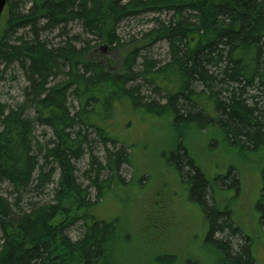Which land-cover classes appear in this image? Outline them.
<instances>
[{
  "label": "trees",
  "instance_id": "obj_1",
  "mask_svg": "<svg viewBox=\"0 0 264 264\" xmlns=\"http://www.w3.org/2000/svg\"><path fill=\"white\" fill-rule=\"evenodd\" d=\"M30 3L21 10L17 0H9L0 36V83L15 63L28 82L15 107L0 100V183L10 188V200L0 193V264H126L130 236L125 231L140 225L152 229L154 240L164 238L165 219H171L170 184L156 175L157 195L144 192L140 218L97 213L115 193L132 187L134 179L122 176L124 166L135 162L133 146L121 132L129 128L122 125L125 115L148 120L174 141L161 151L156 167L163 176L171 172L188 202L200 209L204 248L215 264H259L254 249L257 235L264 236V0ZM147 14L158 16L157 27L126 45L119 25ZM165 14L168 21L160 19ZM73 22L96 44L120 51L118 63L109 62L114 68L94 60L96 44L86 40L78 47L79 34L58 47L43 39V32L56 29L67 35ZM20 30L29 34L13 42ZM161 41L169 43L166 64L142 56ZM40 127L50 132L43 144L35 136ZM217 153L220 168L226 163L219 162L222 156L260 173L256 234L245 233L230 211L241 192V177L231 179L237 166L207 171ZM86 156L88 168L79 177ZM52 185L51 201L31 200L48 197ZM75 228L81 230L77 241L69 236ZM163 252L151 264H177L176 254Z\"/></svg>",
  "mask_w": 264,
  "mask_h": 264
},
{
  "label": "rangeland",
  "instance_id": "obj_2",
  "mask_svg": "<svg viewBox=\"0 0 264 264\" xmlns=\"http://www.w3.org/2000/svg\"><path fill=\"white\" fill-rule=\"evenodd\" d=\"M30 1L31 0H17L18 5H21L20 7L23 6L20 8L21 10L23 8L28 9L31 6ZM157 18V15L147 14L127 19L119 25L117 32L122 41L126 45H129L133 41H140L146 33L157 27ZM160 19L162 21H168L169 17L165 14L160 16ZM66 32L68 36L63 35L61 30L57 29L54 31H45L42 37L43 39L47 38L54 47L64 45L65 41L78 34L81 35L79 40L81 42L76 43L78 47H81L83 45L82 42L86 40H89L92 46L96 44L94 41L95 39L85 33L80 23H70ZM24 33L29 34L28 30H20L19 33L12 38V41L16 42L17 37ZM169 50V43L167 41H161L142 50L141 53L142 56L157 60L160 65H164L170 59ZM93 58L95 61L102 64H109V62H112L115 65L121 58V54L119 50L111 49L107 44H96ZM143 62L144 60L142 57L139 60L140 65ZM114 65H110V68H114ZM1 70H3V67H1ZM27 86L28 82L24 76L23 70L18 63H15L5 74V80L0 83V100L11 107H15L18 103L23 101V90ZM68 102L74 107L77 106L75 99L71 96ZM129 120L130 123H127ZM123 121L122 125L125 126V124H128L126 127L129 128L127 130L128 132H125L124 128L121 129V132L123 136L127 138L128 143L133 146L132 160L134 159L135 162H133L134 166L129 164L124 166L122 176L127 182L134 180L132 187L126 191L122 189L118 193H115L114 197L103 207V212L102 209L97 210L98 215L104 213L107 217L109 216V218L118 215L123 217L122 219H125V216L133 219L136 218L138 214L137 218H140L145 206V204L142 203L145 195L144 192H146V196L155 197L157 195L156 187L158 182L155 179V175L159 179L170 184L167 188V203L171 205V215H169L171 219H165V236L160 242L158 240L156 241L157 238L154 240V237L151 235V228L137 225L135 229L133 228L130 231H125L126 229L124 228L126 227L123 228L121 224V228L122 230L124 229L125 235L128 233L130 236L124 256L126 264H151L156 256L164 253V250H169L172 254H176L179 257L177 264H215V258L204 248L206 222L200 209L194 202H188L186 190H182L183 187L174 180L175 176L171 172L165 173L163 176L160 174V172H162L161 168L156 167L161 151L168 149L170 145H174V141L169 139L166 130L157 131V125L152 126L148 120L141 121L139 118L125 115ZM43 130L44 129L41 127L37 128L35 133L37 140L42 144L50 138V132L46 131L44 134ZM95 150L96 155L102 158L103 150L101 147L97 145ZM197 152L202 154L203 149L197 150ZM219 154L220 153H217L210 161V168H207L209 173L210 171L216 172L217 169L220 168L216 163L217 159H220ZM221 159L222 160H219V162L224 163L225 161V166L227 164L230 166H237L238 170L232 173L233 177L231 179L234 180L236 177H241L242 181V185H240L241 192L237 200L231 206L232 210L230 211L232 215H237V219L240 223L239 225L245 233L256 234L257 230H260L258 227L259 216L255 211V204L262 184L260 173L257 171L258 169H254L253 166L245 167L241 160H232L230 158L226 160L222 156ZM236 159L239 158L236 157ZM225 166L220 168L219 172H226ZM134 167H137V172ZM87 168L88 156L79 163V177ZM156 170L159 171L156 172ZM149 175L152 176V179L148 183L150 180V177H148ZM57 177L58 176L55 177L56 180ZM142 177L145 178L143 181H141ZM80 182H82L84 186H88V183L83 179H80ZM161 185L165 187V185ZM54 186L55 185L49 187L47 191V195L49 194L48 197H41L42 199L32 197L31 200L41 203L51 201V191ZM175 190H179V195L174 196L173 192ZM9 192V186L5 183H0V193L9 199ZM91 194L92 198L95 199L96 191L92 190ZM11 201H13L12 197ZM163 205L165 206V204ZM80 226H78V228ZM78 228L69 231V236L74 241H77L81 236V230ZM262 230L264 231V226ZM257 237L258 240L256 248L254 249V258L257 263L264 264V236L258 234ZM240 244L244 243L241 242Z\"/></svg>",
  "mask_w": 264,
  "mask_h": 264
},
{
  "label": "water",
  "instance_id": "obj_3",
  "mask_svg": "<svg viewBox=\"0 0 264 264\" xmlns=\"http://www.w3.org/2000/svg\"><path fill=\"white\" fill-rule=\"evenodd\" d=\"M9 0H0V36L4 30L5 22L8 17Z\"/></svg>",
  "mask_w": 264,
  "mask_h": 264
}]
</instances>
